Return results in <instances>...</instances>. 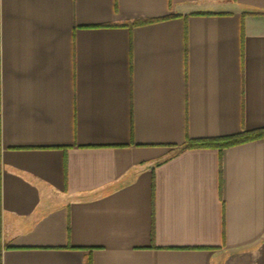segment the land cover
<instances>
[{
	"label": "crops",
	"instance_id": "1",
	"mask_svg": "<svg viewBox=\"0 0 264 264\" xmlns=\"http://www.w3.org/2000/svg\"><path fill=\"white\" fill-rule=\"evenodd\" d=\"M264 0H0V264H264Z\"/></svg>",
	"mask_w": 264,
	"mask_h": 264
},
{
	"label": "trees",
	"instance_id": "2",
	"mask_svg": "<svg viewBox=\"0 0 264 264\" xmlns=\"http://www.w3.org/2000/svg\"><path fill=\"white\" fill-rule=\"evenodd\" d=\"M260 138H264V128L256 129L253 131H244L239 134L223 138L189 139L185 144L179 147L176 154H179L184 150L194 148H216L219 150H223L225 148H229Z\"/></svg>",
	"mask_w": 264,
	"mask_h": 264
}]
</instances>
